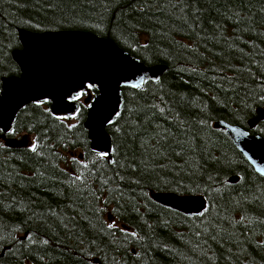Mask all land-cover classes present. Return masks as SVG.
<instances>
[{
    "label": "trees",
    "instance_id": "1",
    "mask_svg": "<svg viewBox=\"0 0 264 264\" xmlns=\"http://www.w3.org/2000/svg\"><path fill=\"white\" fill-rule=\"evenodd\" d=\"M19 29L90 32L167 69L122 89L109 155L90 149L79 101L72 122L48 101L18 112L7 136L31 139L0 137V264H264V177L213 126L248 129L264 106V0H0V91L20 73Z\"/></svg>",
    "mask_w": 264,
    "mask_h": 264
},
{
    "label": "water",
    "instance_id": "2",
    "mask_svg": "<svg viewBox=\"0 0 264 264\" xmlns=\"http://www.w3.org/2000/svg\"><path fill=\"white\" fill-rule=\"evenodd\" d=\"M20 48L12 51L19 75L2 78L0 91L1 139L8 147L25 146L27 137L7 136L18 112L29 103L49 102L52 114L72 116L79 107L76 97L86 92L84 127L90 149L109 155L112 139L107 128L122 105V89H136L144 81H157L167 69L164 64L146 65L118 47L111 39L81 30L32 32L18 30ZM96 90V94L91 92ZM264 120V106L248 120V129L224 120L213 122L223 130L254 171L264 177V135L250 133ZM237 175L229 178L236 182ZM156 202L187 215H198L206 206L201 194L151 192ZM108 219H111L108 216ZM97 261V259H95Z\"/></svg>",
    "mask_w": 264,
    "mask_h": 264
},
{
    "label": "flooded vegetation",
    "instance_id": "3",
    "mask_svg": "<svg viewBox=\"0 0 264 264\" xmlns=\"http://www.w3.org/2000/svg\"><path fill=\"white\" fill-rule=\"evenodd\" d=\"M84 94H85V95H84ZM86 95H87L86 92H82V91H81V92L79 93V95L76 97V101H77V102L79 101V102H81L82 104H84V103H83V99H84V97H85ZM81 99H82V100H81ZM79 102H78V104H79ZM84 105L86 106V104H84ZM78 108H79V107H78ZM75 114H76V113H75ZM75 114H74V115H75Z\"/></svg>",
    "mask_w": 264,
    "mask_h": 264
},
{
    "label": "rangeland",
    "instance_id": "4",
    "mask_svg": "<svg viewBox=\"0 0 264 264\" xmlns=\"http://www.w3.org/2000/svg\"><path fill=\"white\" fill-rule=\"evenodd\" d=\"M81 100H82V99H81ZM75 117H76L75 115L70 116V119H69L70 122L74 121V120H75ZM27 137H28V140L31 139L30 136H27ZM18 139H20V138H18Z\"/></svg>",
    "mask_w": 264,
    "mask_h": 264
}]
</instances>
